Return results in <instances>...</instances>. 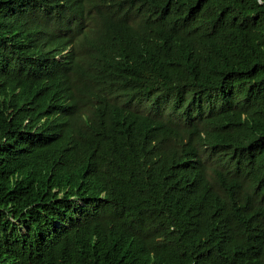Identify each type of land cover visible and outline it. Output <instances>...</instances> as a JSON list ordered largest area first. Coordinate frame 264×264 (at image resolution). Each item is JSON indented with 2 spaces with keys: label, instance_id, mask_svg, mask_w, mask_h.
I'll use <instances>...</instances> for the list:
<instances>
[{
  "label": "trees",
  "instance_id": "obj_1",
  "mask_svg": "<svg viewBox=\"0 0 264 264\" xmlns=\"http://www.w3.org/2000/svg\"><path fill=\"white\" fill-rule=\"evenodd\" d=\"M0 63V264H264V0H0Z\"/></svg>",
  "mask_w": 264,
  "mask_h": 264
},
{
  "label": "bare ground",
  "instance_id": "obj_2",
  "mask_svg": "<svg viewBox=\"0 0 264 264\" xmlns=\"http://www.w3.org/2000/svg\"><path fill=\"white\" fill-rule=\"evenodd\" d=\"M38 3H40V2H38ZM34 6V5H33ZM47 8V7H46ZM38 10V9H37ZM16 11V10H15ZM19 11V10H18ZM84 11V10H83ZM38 13V12H37ZM10 15H12V14H10ZM18 15H20V14H18ZM39 15V14H38ZM46 15V14H45ZM92 15V14H91ZM16 16V15H15ZM51 16V15H50ZM67 16V15H66ZM93 16V15H92ZM10 17V16H9ZM26 17V16H25ZM41 17H43V16H41ZM11 18V17H10ZM22 18V17H21ZM32 18V17H31ZM68 18V17H67ZM24 19V18H23ZM26 19V18H25ZM84 19V18H83ZM92 19H94V18H92ZM38 20H39V18H38ZM56 20V19H55ZM61 22V21H60ZM59 23V22H58ZM62 23V22H61ZM127 23V22H126ZM65 24V23H64ZM82 24H83V22H82ZM60 26V25H59ZM85 26V25H84ZM130 26V25H129ZM76 27V26H75ZM123 27V26H122ZM151 27H152V25H151ZM37 28V27H36ZM60 28V27H59ZM130 28V27H129ZM63 29V28H62ZM78 29H79V27H78ZM78 29H77V31H78ZM76 30V29H75ZM81 30H83V29H81ZM152 30V29H151ZM19 31V30H18ZM136 31V30H135ZM79 32V31H78ZM115 32V31H114ZM131 32V31H130ZM153 32V31H152ZM51 33V32H50ZM80 33V32H79ZM47 34V33H46ZM49 34V33H48ZM47 34V36H49ZM54 34L55 33H53V36H54ZM73 34V33H72ZM78 34V33H77ZM131 34V33H130ZM153 34H155V33H153ZM74 35H75V33H74ZM135 35V34H134ZM149 36H150V34H148ZM26 36V35H25ZM72 36V35H71ZM70 36V37H71ZM13 37V36H12ZM55 37V36H54ZM76 38H77V36H75ZM80 37V36H79ZM154 37H156V35H154ZM65 38H66V35H65ZM72 38V37H71ZM71 38H70V40H71ZM150 37H148V39H149ZM47 39V38H46ZM51 39V38H50ZM151 39V38H150ZM149 39V40H150ZM154 39V38H153ZM72 41V40H71ZM122 41V40H121ZM26 42V41H25ZM43 42V41H42ZM67 41H65V43H66ZM70 44V43H69ZM128 44V43H127ZM139 44V43H138ZM43 45V44H42ZM71 45H73V44H71ZM129 45V44H128ZM144 45V44H143ZM48 46H49V44H48ZM63 46V45H62ZM53 47H54V45H53ZM22 48V47H21ZM28 48V47H27ZM65 48V47H64ZM148 48V47H147ZM44 50V49H43ZM130 50V49H129ZM54 51V50H53ZM73 51V50H72ZM74 52V51H73ZM55 54V53H54ZM48 55V54H47ZM50 56V55H49ZM63 56V55H62ZM119 61V60H118ZM1 64V63H0ZM79 67V66H78ZM10 68V67H9ZM73 68V67H72ZM1 69V68H0ZM69 70V69H68ZM73 70V69H72ZM81 70H83V69H81ZM80 72V71H79ZM4 73V72H3ZM2 74V73H1ZM66 74V73H65ZM73 76V75H72ZM6 77V76H5ZM85 182V181H84ZM83 183V182H82ZM77 197V196H76ZM74 199V198H73ZM98 200V199H97ZM93 201V200H92ZM100 201V200H99ZM98 202V201H97ZM88 203H91V202H88ZM87 203V204H88ZM94 205V204H93ZM98 206H100V205H98ZM64 207V206H63ZM89 207V206H88ZM94 207V206H93ZM62 208V207H61ZM66 208V207H65ZM100 208V207H99ZM71 208L69 207V210H70ZM88 209H91L90 207L88 208ZM68 210V211H69ZM86 210H87V208H86ZM92 210V209H91ZM67 211V212H68ZM85 211V210H84ZM88 211V210H87ZM86 211V212H87ZM90 211V210H89ZM95 211H96V208H95ZM100 211V210H99ZM96 212H98V211H96ZM76 213V212H75ZM84 213V212H83ZM69 214V213H68ZM81 215H82V213H81ZM90 215V214H89ZM92 215V214H91ZM94 215V214H93ZM67 216V215H66ZM114 216V215H113ZM87 217V216H86ZM93 217V216H92ZM88 218V217H87ZM24 231V230H23ZM94 231V230H93ZM90 233V232H89ZM86 234V233H85ZM87 235V234H86ZM84 238V237H83ZM87 238V237H86ZM98 240V239H97ZM96 240V241H97ZM83 253V252H82ZM71 258V257H70ZM79 263V262H78Z\"/></svg>",
  "mask_w": 264,
  "mask_h": 264
}]
</instances>
